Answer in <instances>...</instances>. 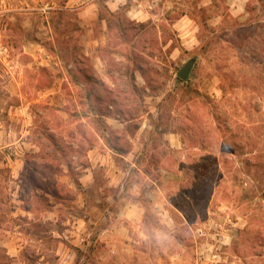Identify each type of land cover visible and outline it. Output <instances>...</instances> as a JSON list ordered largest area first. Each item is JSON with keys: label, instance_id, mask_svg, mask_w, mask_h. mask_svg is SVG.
<instances>
[{"label": "rangeland", "instance_id": "374dc122", "mask_svg": "<svg viewBox=\"0 0 264 264\" xmlns=\"http://www.w3.org/2000/svg\"><path fill=\"white\" fill-rule=\"evenodd\" d=\"M63 1L0 0V264H196L193 234L209 219L222 217L227 205L231 208L225 211L235 215L232 200L237 193L246 200L255 197L252 208L246 206L240 212L252 211L255 232L261 233L264 245V0H167L165 7L171 12L165 14V21L151 22L159 26V39H152L153 58L138 60L153 90L138 65L129 60L126 46L112 52L105 47L78 49L85 31L78 26V11L59 15L66 10L60 6ZM68 3L66 7L72 9ZM126 12L122 8L118 13L127 23L131 20ZM105 25L95 27L99 41ZM127 28L132 37L134 26ZM118 39L115 36L113 43L122 44ZM68 42H75L77 59L71 58L69 46L64 48ZM83 52L103 62L80 65L78 57ZM114 55L125 59L124 63L118 64ZM193 58L197 62L188 85L177 84L178 72ZM80 69L93 77L95 71L100 78L101 70L118 77L115 81L95 78L99 83L89 85L105 108L113 105L108 91L114 90L118 107L114 111L120 121H131L128 131L132 135L136 125L156 120L165 102L164 118L172 115L178 129L189 131L191 139L203 141L212 153L223 150L221 160L211 156L191 167L201 168L203 198L186 205L180 195H172L186 220L176 217L177 225L170 228L160 224L153 209L149 225L142 226L145 240L137 225L127 229L103 220L91 224L92 232L98 233L95 242V235L91 238L88 233L84 241H78L73 224H67L65 236L58 235L54 215L66 218L70 210L45 206L47 200H55L56 186L64 184L63 160L55 154L48 135L71 158L65 162L72 163L73 144L65 143H73L83 132L79 121L90 115V97L83 93L88 82L78 73ZM174 88L177 95L164 101ZM79 103H84L82 116L77 112ZM49 105L67 110L57 111ZM91 122L98 128L101 125L98 120ZM219 122L225 126L218 129ZM116 125L121 127L119 122ZM117 135L112 134V140L120 145L121 138H113ZM252 152L256 155H247ZM29 202L30 213L26 210ZM105 227L109 229L106 233L102 231ZM117 227L124 234L129 230L131 240L115 235ZM259 242L249 236L239 240L237 258L249 261Z\"/></svg>", "mask_w": 264, "mask_h": 264}, {"label": "crops", "instance_id": "0c3cea01", "mask_svg": "<svg viewBox=\"0 0 264 264\" xmlns=\"http://www.w3.org/2000/svg\"><path fill=\"white\" fill-rule=\"evenodd\" d=\"M166 1L71 0L68 6L71 5L72 9H69V7H66V9L78 11V26L81 31L82 29L85 31L84 43L80 42L78 49L97 51V48L105 47L112 52L115 49L109 46L110 38L106 25L102 32L103 40L99 41L96 37L95 27L99 25L100 10L103 6H106L112 13H118L122 8H127L125 14L127 19L137 23L152 22L155 24L156 21H165V14L168 16L169 12H171V9H168L170 7H165ZM165 8L167 11H165ZM221 18L224 21L225 16L221 15ZM156 26L159 29V26ZM71 42L65 44L64 48L67 49L69 46L70 50H73L71 58L77 59L78 53L76 52V45H74L75 42ZM61 50L63 52V48ZM112 57L115 58L117 63H124L125 59L117 55ZM78 58L80 59L77 63L80 65H83L84 62H92L91 60L99 65L103 62L101 57H95L84 52L83 54L80 53ZM90 64L92 65V63ZM78 73L83 75L84 81H89L83 72L78 71ZM99 74L101 79L108 78L111 81L114 78L112 74L108 75L102 70ZM94 77L101 80L95 71ZM84 84L85 86L82 85L85 87L84 92H81L85 94L87 99L88 97L91 98L87 100L90 107V115L86 116L87 120L83 116V119L79 121L84 129L82 133L74 137L73 143L64 142L65 144H73L75 150L74 161L69 166L65 162L66 158L62 150H54L55 154L63 160L61 167H64V169L60 171L64 180L61 182L75 193L74 199L49 201L53 210L59 209L60 211L61 208L70 210L66 218L54 215V225L58 226V235L65 236V232L69 229L67 224H73L75 229L73 233L78 235V241L80 239L84 241L88 233L87 236H91V238L93 234L95 235L93 237V242H95L98 238L96 236L98 233L92 232V223L102 222L103 220L105 221L104 224L108 225L114 221L117 225H126L127 229L135 225L139 228H142V226L147 227L150 213L153 209L160 224L164 223L170 228L177 225L176 217L179 218L181 216L186 220L175 201L177 199H174L172 195H180L186 201V205L192 204L199 196L203 198L204 190L202 184L204 181L202 172L200 173L199 170L201 168L192 169L191 167L207 160L211 156H218L217 160H219L224 154L223 150L219 151L218 154L212 153L206 148L203 141H199L195 137L191 139L189 131L185 134L181 129H178L174 125V121H171L168 130L161 136L153 137L151 135L154 131L152 121L148 124H143V126L142 124L136 125V130L132 135L128 131L130 124H132L131 121L123 122L117 117L104 113V115H99L102 111L109 112V110H113V107L110 106L108 109L99 105L100 103L98 104L97 98L94 97V91L89 85L91 82ZM50 89L52 90V88H48L47 91H50ZM83 100L85 99L80 98L81 102ZM82 104L84 103H79L77 107V112L80 115H84L82 113ZM49 106L57 111L67 110V107L66 109H64L65 107L59 109ZM98 118L101 119L104 131H100L97 124L91 122V120L94 122ZM118 122L121 127L116 125ZM112 131H117L121 135V144L117 145V142L116 144L114 143V148L112 146ZM145 131L146 136H143L142 134ZM195 140L197 141L195 142ZM123 146L125 148H122ZM162 150L166 152V156L161 153ZM246 154H244L246 158H248L247 155L252 157L256 155L253 152ZM67 159L71 160L70 157ZM80 160L85 161L81 163L79 162ZM254 198L250 197V199L246 200L237 193L232 200L235 209H237L234 210L235 215L225 211V209L229 210L231 208L230 205H227L223 207L224 215L222 217L209 219L206 223L207 226L206 224L203 225L199 228L198 233L193 234L197 244L196 264H264V245L261 244L262 236L258 231L255 232L253 226L255 219L251 215L252 211L249 210L245 214L240 212V209L246 206L251 209ZM202 202H204V199H202ZM97 212H99V215ZM56 217L57 220L55 219ZM102 231L106 233L109 229L105 227ZM123 232V228L118 229L117 227L115 232L113 230L115 235L120 234L124 240H131L129 230H127V234ZM141 236L143 240L148 238L144 229L141 232ZM248 236L249 240L259 239L260 242L253 246L255 249L251 247L254 250V254L250 256L249 261L246 259V263H243L240 258H237L238 253L235 250L238 241ZM138 244H141V241H138ZM257 248L262 250L257 251ZM180 261L182 260L180 259Z\"/></svg>", "mask_w": 264, "mask_h": 264}, {"label": "trees", "instance_id": "16d2710c", "mask_svg": "<svg viewBox=\"0 0 264 264\" xmlns=\"http://www.w3.org/2000/svg\"><path fill=\"white\" fill-rule=\"evenodd\" d=\"M68 2H69V0H64L62 2V4H60L62 9H66V6H67ZM125 10H127V8H125ZM102 11H103V13H100V15H99V19H100L99 25L100 24L102 25L104 23L106 24L107 31H108L109 38H110L109 39V44H110L109 46L110 47L112 46V48H114V49H118V48L120 49V47L126 46V48H127L126 52L128 54L129 60L130 61L132 60V64L133 65L134 64L138 65L137 70L141 74L142 78L145 80V82L148 85L149 89L153 90L152 87H151V83L152 82L148 79L147 75L143 71L142 61H138V60H139V58H144V56H146L149 59L153 58V56H152V54L154 52L153 46H155V45H153L152 39H155V40L159 39L158 35L156 34L157 33L156 26H151V25H153L151 22H147V23H137L136 22L135 23L134 21H128L126 23V20L124 18H122L120 13H112L106 6L102 7L101 12ZM60 12L61 13H59V15H64V12H67V9L66 10H61ZM130 24L134 26V29H130V31L133 30L132 37L129 35V29L127 28L128 25H130ZM55 29L58 31L59 28L57 26H55ZM151 30L154 31V32L152 33ZM140 34L142 35L141 37H139ZM112 36H113V38L115 36H117V38H119L118 41L122 42V44L118 45L117 42L113 43ZM86 63L87 62H84L83 65H86ZM118 64H120V63H118ZM150 65H151V63L149 61L145 62V66L149 67ZM80 70H81V72H83L86 75L87 79L89 80V81H85V82L94 81L95 84L99 83L98 82L99 80H94L95 77H93V75L89 74L88 71H86L84 69H80ZM113 77H114L113 78L114 81L116 79H118V77H115V76H113ZM77 81H78V79H77ZM176 81H177V84H180V85H183V86H186L189 83V80L185 82V81H182L179 78H177ZM108 92H110L109 93V95L111 97L110 98V102H112V104H113L111 106V107H113V110H111V111L109 110V113H107L106 115H110V116H114L115 117V114L117 116V113L114 110H116L118 108L116 103H115L116 100H117V96L114 94V90L110 89ZM176 95H177L176 88H174L164 101L170 102L172 100V98L174 96H176ZM164 103L160 105L158 118L153 121L154 131L151 134V135H153V137L161 136L164 132H166L168 130L171 121H174V119H172V117H171L172 115H169V116L167 115L168 117L164 118L165 114H163V107H168V103L167 104L166 103L164 104ZM169 106H171V105H169ZM109 107L110 106H108V109H109ZM216 107H217V110H220L219 106H216ZM99 115H104V114L101 113ZM218 117H219V115H217V117H215V118L218 120ZM117 118H118V116H117ZM97 120L100 121V123H101V125H99V128H100L99 130L100 131H104V126L102 125L101 119L98 118ZM121 121L129 122L127 120H121ZM223 126H225V125L221 124V122H219L217 124V128L218 129L219 128H223ZM182 132L185 133V131H182ZM114 133H118V132L117 131H112V134H114ZM52 136L53 135H48V140H49V142H51L52 146H54L53 149L55 151L56 150H59V151L62 150V152L64 153V157L67 159L68 155H67L66 151H63V149H59L61 144L60 143H54L55 142V138H53ZM113 138L115 140H119L121 138L120 133H118V135L114 136ZM112 146L114 148L115 144L113 143ZM161 153L166 156V152L165 151L162 150ZM67 163L69 164V166L71 165V162H67ZM52 195H53V197L55 199H66V200H68V199H74L75 198V193L71 189H69L67 185H65V184H61L60 185V183L56 186V191L55 192L53 191ZM46 203L47 204L45 206H47L48 208H51V205L49 204L48 200L46 201ZM26 210L28 212H31L32 205L30 204V202H29V205L26 208Z\"/></svg>", "mask_w": 264, "mask_h": 264}, {"label": "water", "instance_id": "95a60500", "mask_svg": "<svg viewBox=\"0 0 264 264\" xmlns=\"http://www.w3.org/2000/svg\"><path fill=\"white\" fill-rule=\"evenodd\" d=\"M195 63H196V59H191L189 60L185 65L184 67L178 72L177 74V77L179 79H181L182 81H188L193 69H194V66H195Z\"/></svg>", "mask_w": 264, "mask_h": 264}]
</instances>
